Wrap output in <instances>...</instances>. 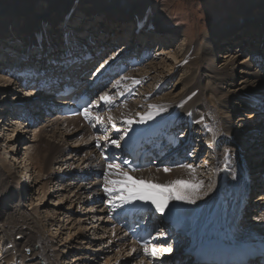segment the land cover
I'll list each match as a JSON object with an SVG mask.
<instances>
[{
  "label": "bare ground",
  "instance_id": "obj_1",
  "mask_svg": "<svg viewBox=\"0 0 264 264\" xmlns=\"http://www.w3.org/2000/svg\"><path fill=\"white\" fill-rule=\"evenodd\" d=\"M67 1L69 2V0ZM67 1L62 0L56 5L55 2H51L49 7L48 6L43 7V4L39 6L36 2L31 3L30 4L31 7H29V9H27L26 11L27 16L25 15V20L22 17V15L24 16V14H22L21 9H18L17 13L4 12L7 13V15H1L3 13L0 12L1 15L0 39H5V41H7L13 47H15L14 44H16L15 43L16 38L18 37L22 38L23 35L30 34V35H37L36 36L37 39L42 40L40 45L44 44L45 46L47 44L45 42L48 41L51 42L50 44L51 47H55V46L57 47L59 43H62L61 40H64L65 35L64 36L62 34L60 35L59 33L61 31L57 30V27H55L56 26L55 25L53 26L54 32H51L47 37L46 32L42 28V20H44V16L47 15V11H49L50 8H54V10H57L60 7L62 8L64 7V5L67 4ZM29 13H33V15L29 16L28 15ZM95 13L103 14L102 11ZM13 15H15L14 16L15 19L11 17ZM104 15H105V20L110 21L113 25H116L115 27H119L120 26L119 24L124 22H129V20H131V18H129L127 15L122 13L114 12V14L106 13ZM233 15L234 14H232V16ZM28 16L29 18H27ZM45 18L47 22L52 21L53 23V21L55 22L57 20L58 21L60 20L63 23L64 21H66V19L70 20L71 16L66 18L65 15L60 19V16L58 17L52 15L51 18L49 17H45ZM1 19L2 20L5 19V20L1 21ZM132 21H133V25L136 27L135 28L136 30L134 29L136 34L141 35V33L145 32L144 30H149L151 27L153 28L156 27L157 28V29L155 28L156 31H158L160 28L159 26L154 25L152 22L144 18L143 19L134 18L132 19ZM227 22H229V20ZM12 23L13 25H11ZM237 27L235 26V28ZM7 28H9L10 31L13 32L9 33V31H7ZM233 28L234 26L231 27L230 31H225V29L227 28H225L224 30L222 29L219 30L214 29L213 31L211 30L207 37L208 42L205 45H202V47H199L198 49L197 47L193 49L191 48V42H190V44H188L187 47L184 50H182V52L178 56V58L181 57V59L175 61V63L170 66L172 67L173 70L177 72L178 71L183 72V75H181V77L183 76L181 81L173 79L174 80L173 86L178 87L179 85L184 84L183 89L181 88V90L177 94H175V96L173 94H168L167 92L165 94L160 95V92L164 91L167 88L166 86L168 84L166 83L167 82L169 83V80H171L170 79L171 76L170 77L168 76L167 78H164V76H160V79H156V77H150L151 74L159 75L160 73H163V70H160V67L158 66L162 65L163 67L165 66L167 67V62L170 61V58L166 59V57L165 58H161V57L164 56L165 54L171 55L172 49L170 48L168 49L169 50L168 53L167 52L164 53L165 51L163 52V50L165 48H162L161 46L159 47L156 46L157 49L154 50L155 54H151L150 52H144V53L142 52L141 56L143 57L145 56L148 61L145 64L146 66L143 67H145L146 70L151 73L146 72L142 75L137 73H130V75L125 77L123 80L131 79L130 83H127L126 85L131 89V91H135L134 88L138 87L139 86L138 84L142 83V85L145 86L143 89L144 90L143 96L145 101L144 104L138 106L135 102H132L131 104L124 105V107L121 106L122 107L121 109L119 106L115 108V110L110 112L112 113V115H117V117L121 120L120 124H123L124 127L127 126V124L125 123L126 119L128 120L133 119L136 124L135 126H133L132 131H129L128 134L126 135V138L128 140L126 138L124 140L123 139L120 140L121 146H125L126 148L133 147V144L137 139L145 138V136L149 137V135L154 132L162 134V136H166L168 134V129L174 128L176 129L177 135H179V132H182L181 137H183L184 140L189 141L193 146H195L194 149L193 147L191 148V151L188 154L190 157L187 159V161H190V159L196 161L197 157L200 156L199 153L200 151H202V147L206 145L207 146L211 145L214 142L215 144L214 155L217 159L216 162L221 164L222 168L224 169L223 172L218 173L217 179L219 180V182L216 181L215 175L213 177H210L206 175V173L204 172L202 173L201 171H196V170L193 173L190 172L189 169L185 167H179L175 170L170 171V173L163 171V169L159 171L162 174L161 177L164 174L170 177V184H172L174 180H177V178L181 179L186 175L191 178H195V180L199 179L200 177H203L198 180V181H203V187L200 190L203 191L201 192V194L203 195L199 194L200 196L203 197V199L197 200L196 204H186L177 201H170L168 204L169 206H171L170 211H173V213L172 212L171 213L175 215V222H178L179 220L182 221L184 219L183 217H185L187 223L191 222L190 224H195V227L194 226L191 227V225H187L185 223L181 224L182 232L180 233V235L188 234L190 237L199 235L200 232H195V231L198 230L200 227L205 226L209 216L212 215L211 219L214 218V215L217 213L216 210L211 211V208H216V207L217 208L221 207L224 209L222 226L230 228L233 236L239 237L240 240H243L246 237H248L247 236L248 233L240 234L241 232H239L240 230L242 231V229H240V227L242 226L240 222L242 220L243 214H246V217L244 216L245 219L246 218L249 219L247 221L249 223L245 224L247 229H244V231L246 230L247 232V230H250L252 226L253 227L264 226V224H261L263 222L258 219L259 217H264V188L260 187V189H258L257 186L258 182H256L257 180L260 179V175L263 173L262 171L264 170V159H263L264 158L263 157L264 118L262 117L264 116L263 113L264 112V16L257 17L254 15L253 19L245 22L244 27L240 28L239 26L238 30L235 31ZM18 32H21L22 34H20L19 36ZM167 32L175 38L177 37L176 34L179 33L176 30H171ZM47 33H49L48 30ZM52 33L59 35V38L56 39L54 36L55 34L51 37ZM106 33L108 35V38L113 34V32L110 31H106ZM14 37L15 39L12 40V38ZM56 40L58 43L57 45L55 43ZM108 41L109 40L101 39L98 42L100 43L101 46L105 48V45L108 43ZM29 42L32 43V41H28V43L26 42L24 43L25 47H20L16 45L17 47H19L16 49V51H18V53L20 52L24 54L25 52H29V48L33 46ZM131 43L132 45L128 49L123 50L124 53L118 51L113 55L122 54L127 57L134 55V53H137L136 50L137 45L133 42V40H131ZM38 46L39 45H35V47ZM109 47L111 48V46ZM223 48H227V50H225L223 53H220L219 51L223 50ZM161 49L163 50L161 51ZM51 52L53 53V51ZM244 55L245 57H243ZM3 58L5 57L3 56ZM159 59H161V62H159L158 65V63L155 62ZM221 59H223V62H221ZM8 63L9 64L0 63V69H1L0 94L1 92H7V94H5L6 96L4 97L1 96L2 98L0 97L1 100L0 104L4 103L5 105H7V108L10 109V107L16 108V106L20 104H27L26 100L28 96L32 95V93L34 92L30 91L28 96L26 95V93L24 94L22 93L19 95V97L16 98L15 97L13 98V96L8 95L11 93L17 94L19 93L18 91L20 90L18 89V86H16L18 84L15 82V79L18 76L17 73L15 72V69H17V66L20 63L15 65H11L10 62ZM35 63L37 62L33 61L32 65H34ZM197 67L199 69V72L196 71L195 73V70L193 68L196 69ZM11 70L14 71L12 73L13 76L9 75V72ZM210 74H213V76H211ZM147 78L148 79L152 78L154 81L156 79L155 88H151L148 85H145V79ZM137 80L139 81V83H136ZM206 80L209 83H212V85L206 83ZM14 85L15 87H13ZM152 94L156 97L150 99V96ZM22 95H24V97ZM20 96L23 98H20ZM38 97L40 99L42 96H38ZM59 102L60 105L64 104V102L62 101ZM32 103H34V101ZM150 105L157 106L159 111L155 112V114H153L151 119H147L145 123L140 124L138 121L141 116L147 117L150 111H154L149 107ZM262 107H263L262 109L263 111L261 110ZM161 110H165V111L163 112ZM158 114H162V115L159 116ZM7 115L13 117V115L10 114V112H7ZM240 117H245L247 118V120L249 119V121L246 122V120H242ZM235 118H237V124H243V126H240V128L233 127L232 120L234 122ZM254 119H259L257 120L259 123L256 124V122H254L256 120ZM12 122L14 121L12 120ZM48 122H49L48 124H45L46 125L45 128H49L48 131L46 129V130H40L38 131L39 133H36V130L35 131L33 130L34 132L33 135L37 140H40L41 143L43 141L44 143L48 142L46 143V145H47V149L50 148V152L48 153L47 158L43 156L44 154L38 157L39 171L42 172L43 170L44 171L47 170V167L50 168L52 171L48 174L49 176L53 173L57 174V176L53 175L55 176L56 179L55 183H54V179H52L49 184L51 185L49 187L50 190L49 193L46 192V186L43 189L44 192L41 191V193L44 194V196L48 193L47 195L48 197L42 196L41 198L40 194H37L36 197L33 199L32 202L36 203V205L39 206V214L35 215L32 213H27L28 210L24 209V207L21 206L20 204H16L15 199H13L10 202V200L12 199L10 197L11 195H7L6 193L9 191L7 190L9 186L6 185L7 183L6 177L8 175L7 173H9V171H12L13 169V168L12 169L9 168L10 166L23 163L22 166H20L19 168L20 169V172H18L19 176L16 175L18 177L15 180L16 185H19L18 192L20 191V197L21 195H24L21 193L24 191L23 190L24 187L28 189L30 187L31 188L34 187V185L37 184V182H33L34 177L33 175L30 174L31 172L30 171H29L30 173L28 172V166L30 165L28 159L26 158L28 147L25 148L26 151L24 153L25 157L22 158L21 160L22 162L14 160V163H12V165L7 163V165L4 166L5 168L4 170H8V172H6V176L5 174L4 176L0 174L2 176L0 177V206L3 200H7V203L10 202V204H5V206L3 207L5 212L4 213L0 212V228H2V233L5 231H16V230L20 231L21 229H26L29 231L27 232L28 234L27 238L24 237L26 234H23V237L20 240V242H18L15 245H12L13 247L12 246L10 247V251L14 250L12 248H15L16 250L15 253L19 254V256L16 254V256L18 257H20L21 254L23 253L22 261L26 262V264H60L61 262L59 261L60 259L57 260V257L59 258V255L55 256L53 254L54 252L51 253V251H54L52 250L53 247H51L52 245L51 239L53 237L58 238L55 233L57 229L58 228H59L58 230L62 229L65 222L71 219V221L65 226V228H63V230H66L68 232V234L66 233L67 235L64 240L65 243L67 238L71 235V231L73 230L74 232L75 229H77L78 232H74L73 235L76 236L78 234H83V232L85 234L89 233L91 232V230L93 231V233L91 234L93 236H95V234L99 230L101 233H99L98 235L99 238L97 239H95L94 237L93 239H90L89 235L87 237L83 236V238L81 239L84 240L85 242L80 241L78 243L79 244L78 247H77V243H74V241H72L75 240V238L72 239L70 237L69 239L71 240L72 243L67 244V245H71L68 251L74 252L73 254L76 253L83 254V252H85L86 254L85 258L89 262L83 260V258L82 259L80 258L81 261L78 263L79 259H75V257H72V259L71 258L69 260L66 259L67 260L66 264H82L84 262H87L86 264H96L97 259L99 257L103 256L104 254H107L106 252H108L109 250L113 251L112 246L107 244V246L103 247L104 242H100V240L102 239H103L102 241L108 239V237L105 238L108 229V227L106 226L107 225L106 223L107 216H105L106 210L103 206H100L97 203L90 204L92 198L91 195L97 197L99 194L97 189L95 188L96 182H93L91 184L86 183L87 185L85 184L86 187L84 188L81 186L84 184L80 185L79 184L80 182L78 181H76V183L71 182L75 180L74 178L73 180L67 179V181L60 180L59 175L60 176H62L63 174L72 175V172H70L69 170L73 168V163L71 164L70 162L75 161L74 160L75 156L72 157L70 155L71 153L72 154L74 153L73 149L75 148V146L69 145L70 147L67 148L64 147L65 144L62 142H65L67 139L72 140V136L67 132H65V130H63L64 133L62 131L64 135L62 133H59L62 135V136L60 135L59 143L55 142L56 137H58L57 136L58 131H60V126L62 125L63 121L61 120L59 121V119H55V120L49 119ZM73 122L76 124L75 120L69 121V123H73ZM17 123H18L17 128L11 131L13 132V134L17 133V135L14 134L12 136L14 137L13 138L14 140L12 139L13 141L18 140L17 136H19V139L21 140L23 138L25 139L23 134L27 135L28 132L26 130L29 129L27 125L24 124L23 122L18 121ZM10 125H11L10 127L12 128L15 125V123H11ZM19 128H21L22 131ZM118 131L119 129L117 128L116 130L114 131L112 130L111 132H118ZM121 131L123 130L121 129ZM46 132L48 133L51 132L50 133L51 135H49V137L52 140H47V138L44 137V134ZM107 140H109V138ZM23 146L25 145L22 144V147ZM8 147L10 146L8 145ZM38 148H40V146ZM242 150L243 153L241 152ZM10 151L13 152L14 149H11ZM61 151H64L63 155L66 156V158L63 159L62 157L63 155H62L60 157V160L57 161V163L56 162L53 163L52 165L51 162L52 155L55 154L56 152H61ZM242 156H244L245 161L242 160ZM75 159H77L76 161L81 160L80 158L79 159L75 158ZM246 165L251 170L249 171L244 170L245 169L244 167ZM155 169L156 168H150L147 171H143L141 173L146 174V176L148 177L150 176L153 177L158 172V171L157 172L154 171ZM1 170H3V168ZM4 170L2 172H4ZM128 174L134 177L135 175L140 173L136 172L134 174L131 173ZM234 176L235 178H233ZM50 177L52 178V176ZM152 177H150L151 179L149 180L148 178H146L145 181L147 182L154 181L155 177L154 178ZM261 177L263 178L264 174ZM249 179L251 183L254 184L250 189V193L252 195V196L250 195L251 197L250 202L249 199L246 200L245 194L243 193L244 187L248 188L251 184L250 182L248 183ZM20 181L23 182L20 183ZM160 181H162V185L159 184L158 186L163 188L165 184H167L166 183L167 181L165 178H163ZM207 181H209V184L206 183ZM5 185H6L5 187L6 191L2 192L1 188H3ZM209 185L213 186L212 191L209 193V195L204 196V193L208 191ZM105 186H106V182L104 183L103 187ZM147 186H148L147 184H141L137 188L141 190H147ZM50 188L53 189L52 191L54 196L51 195ZM173 189L174 190L169 192L164 190L162 196L157 192L154 191L151 192L152 193L154 192L153 194L159 195L160 196L159 198L163 199L164 197H167L170 192L177 191V188H173ZM254 189L258 193L259 191H263V193L260 192L259 195L253 197ZM82 194L84 195L82 196ZM89 194L90 196H88ZM49 197L50 198L54 197V200H56V202L54 201L55 204H52L53 200H50V203L48 202ZM207 197L211 198L212 202L207 203V206L203 207V205L201 204L202 202L204 203V201L207 200ZM37 201L39 202L38 204ZM63 201L70 202L71 205H74V203H76V205H80L81 213L78 212V210L77 211L74 210L77 216H74V214L71 215L69 210H72L71 209L72 206L70 207L68 206V208L63 207L66 209H63V211L58 213L60 208H62L61 205H63L62 203ZM135 203H143L149 205V203H144L141 201H134L130 203V205H135ZM48 206H51L52 209L45 210V208H47ZM244 206H246L245 211H244ZM198 207H203V209L197 212L196 209ZM64 210H67V212H65ZM82 211L84 212L82 213ZM195 212L198 214H196ZM66 213H69L70 215ZM88 213H90L91 215H89ZM86 215L92 217L89 219V217L87 218ZM79 216L81 217L85 216L86 218H81ZM75 217L76 218L78 217L76 221L75 219H73ZM23 218H26V221H24ZM42 219L50 223L48 226L49 230L46 231L47 236L44 235L45 233L43 234L39 230L43 227ZM257 219L260 224H258ZM97 221L99 223L98 226L96 224ZM69 225H72L73 227L66 229V227H69ZM33 227H37L35 232L32 230ZM186 227L187 229L189 228V230H186ZM52 231L55 232L53 233ZM190 231H192L193 233ZM35 233H37V236ZM16 234H20V233H16ZM35 237L39 239L37 241L30 240ZM10 240L11 238L8 236L3 238V240L0 242L1 245L0 251L3 249L6 242L7 241L9 242ZM176 240L177 243H180L179 238H177ZM62 241L63 238L61 242ZM61 242L59 241V243ZM81 243H85V244H81ZM64 246L65 244H63V247ZM93 246H94L93 250L95 254L91 255V253H89L88 251H90L91 249L89 247H93ZM189 246L190 244H187L184 245L183 247H189ZM121 250H124L123 247L119 248L118 253H116L114 257L111 259L112 263L108 262V264H116L117 261H121L120 264H123V262L125 261H133V259L129 258V255L127 253L121 254ZM26 251H30V253L27 255ZM174 251H176V249H174ZM47 257H49L50 260ZM14 258L15 255H10L9 258L6 257L5 263L13 264L15 261ZM1 260L4 259L0 258V261ZM104 264H106V262H104Z\"/></svg>",
  "mask_w": 264,
  "mask_h": 264
},
{
  "label": "rangeland",
  "instance_id": "obj_2",
  "mask_svg": "<svg viewBox=\"0 0 264 264\" xmlns=\"http://www.w3.org/2000/svg\"><path fill=\"white\" fill-rule=\"evenodd\" d=\"M61 1L62 0H40V1L39 0H0V12L3 13L1 15H7L8 12H10V13L16 12L17 13L18 9H21L22 14H24V16L22 15V17L25 20V15L27 14L26 11H27V9H29V7H31V5H30L31 3L36 2L39 6L43 4V7L44 6L49 7L51 2H55V5H56ZM28 5H30V6H28ZM15 10H17V11H15ZM53 10H54V8H50V10L47 11V15L44 16V20H42V28L46 32L47 37L49 36V34L51 32H54L53 26L56 25L55 27H57V30L61 31L59 34L60 35L62 34L63 36L65 35V37L69 34L71 36V33H72L74 35V38H76V39L78 38V40L84 41V40H86V38L88 37L89 34H92V35L94 34V36L97 38L98 41L101 39L109 40L106 45L111 46V50L114 51L111 53L112 55L115 54L116 52H118L117 50L124 53L123 50L128 49L132 45L131 40H133V42L137 45V47L139 46L141 48L144 46H147V48H151L153 50H156L157 49L156 46L157 47L161 46L162 48H165L164 50L161 49V51L162 50H163V52L165 51L164 53H166V52L168 53V51H169L168 49L171 48L172 49V54H171L172 56L165 54L164 56L161 57V58L166 57V59L170 58V61L167 62V67L166 66L163 67L162 65L158 66V67H160V70H163V73H160L159 75L158 74H151L150 77H156V79H160V76H164V78L171 76V78H170L171 80H169V83L168 82L166 83V84H168L166 86L167 88L164 91H161L160 95L165 94L167 92L168 94H173L175 96V94H177L181 90V88L183 89L184 84H181L177 87V86H173L174 85L173 82H174V80L181 81V79L183 78V76L181 77V75H183V72H180V71L177 72V71L173 70L172 67H170V66L173 65L175 63V61L181 59V57L178 58V56L182 52V50H184L187 47V45L190 44V42H191V48H193V49H195V47H197V49H198L199 47H202V45H205L208 42L207 37H208V34L210 33L211 30L212 31L214 29L215 30L216 29L224 30L225 28H227V29H225V31H230L231 27L234 26L233 29L235 31V30H238L239 26H240V28L244 27L245 22L253 19L254 15L257 17L264 16V0H69V2L67 1V4L64 5V7H62V8L60 7L59 9L54 10V12H53ZM100 11H102L103 14L95 13V12H100ZM4 12H7V13H4ZM114 12L125 14L129 18H131V20H129V22H124L125 24L124 23L119 24L120 25L119 27H115L116 25H113L110 21L105 20V15H104L106 13L114 14ZM232 14H234V15L232 16ZM28 15L29 16L33 15V13H29ZM52 15H55L58 17L60 16V19L62 17H64L65 15H66V18L71 16V19L70 18H69L70 20L66 19V21H64L63 23L60 20L59 21L57 20L58 22L55 21L57 23H55L54 21H53V23H52V21L47 22L45 17L51 18ZM14 16L15 15H13L11 17L13 19H15ZM29 16L27 18H29ZM134 18H141V19L144 18V19L152 22L154 25L159 26L160 28L158 31H156L157 28L155 29V28L151 27L149 30H144L145 32L141 33V35L136 34L135 33L136 27L133 25V21H132V19H134ZM4 20L1 19V21H4ZM228 20H229V22H227ZM11 25H13V23ZM121 25H122V27H121ZM235 26L236 27L238 26V27L235 28ZM63 27L64 28L67 27V30H64ZM47 30L49 31V33H47ZM151 30H154L155 32L153 31L154 33L150 34ZM171 30H176L177 32H179L176 34L177 35L176 38L167 32V31H171ZM7 31H9V33L13 32V31H10L9 28H7ZM106 31L113 32L112 36H110L108 38ZM65 32H67V33H65ZM230 33H232V32H230ZM20 34H22V33L18 32L19 36H20ZM54 34L55 33H52L51 37ZM36 36L37 35H30L29 34V35H23L22 38H20V37H18L16 39H15V37L12 38V40H14V39L16 40V42H15L16 44L12 43L15 45V47H13L10 43L5 41V39H0V63L9 64L8 62H10L11 65L18 64L19 61H17V62L13 61L12 62L10 60L14 54V52H12V51H16V49L19 48L17 46L25 47L24 43L25 42L28 43V41H32V43L29 42L31 45H33L30 47L31 49L34 48L35 45H40L42 40L37 39ZM54 36L56 39L59 38V35L55 34ZM173 38H174V40H173ZM61 41H63V40H61ZM176 41H178V42H176ZM56 42H57V40H56ZM45 43L50 44V42H48V41H46ZM36 49H38V47ZM225 50H227V48H223V50H221L219 52L223 53ZM130 54H129V56H130ZM135 54H138V53H134V55ZM3 56L5 58H3ZM30 56L33 57V55H30ZM123 56H125V55H123ZM243 57H245V55ZM14 58H15V56H14ZM159 62H161V59L157 60L155 63H158V65H159ZM221 62H223V59H221ZM12 63H14V64H12ZM168 63H169V66H168ZM193 69L195 70V73H196V71L199 72L198 67L196 68L197 70L195 68H193ZM146 72L151 73V72L147 71L146 68H144V69L142 68V69L138 70L136 73L142 75ZM210 75L213 76V74H210ZM156 79H155V81H156ZM161 79H163V78H161ZM130 80L128 83H130ZM155 81L152 78H150V79L147 78V79H145V85H148L151 88H155L156 87ZM206 83H208L209 85H212V83H209L207 80H206ZM126 85H124V87L120 90L122 93H130L131 92V89ZM138 85H139L138 87L134 88L135 91L132 92V95L134 92L138 93V97L134 100H133V98L131 100H128L127 102H125V104L123 103V105H121L122 107H124V105H126V104L127 105L131 104L132 102H135L138 106H141L144 104L145 101H144V96H143V94H144L143 89L145 86H143L142 83L138 84ZM16 86H18V85H16ZM13 87H15V85ZM209 87H211V86H209ZM18 92L19 93H17V94L11 93L8 95H11V96H13V98L14 97L16 98V97H19L20 94H22L21 90H19ZM31 92H34V91H31ZM5 94H7V92H1L0 97L6 96ZM132 95H131V97H132ZM22 96L24 97V95H22ZM23 97L20 96V98H23ZM155 97L156 96H154L152 94L150 96V99H153ZM121 106H120V109L122 108ZM6 108H7V105H5L4 103L0 104V165H1L0 166V171H1L0 174H2L3 176L5 174V176H6V172H8V170H4L5 169L4 166H6L7 163L12 165V163H14V160L22 162L21 161L22 158L25 157V154H24L26 152L25 148L28 147V152L26 155V158L28 159V161L30 163V165L28 166V172L29 171L31 172V173L30 172L29 173L31 175H33V177L35 179V180L33 179V182H37V184L34 185V187H32V188L30 187L28 189H26L24 187V189H23L24 191L21 192L24 195H21V197H20V191L18 192L19 185H16L15 180L19 176L18 175V172H20L19 168H20V166H22L23 163L18 164V165L15 164L14 166L9 167V168H11V169L13 168V169H12V171H9V173H7L8 175L6 177V179H7L6 185L9 186L7 189L9 191L6 193H7V195H11L10 197L12 199L10 200V202L13 199H15L16 204H20L21 206L24 207V209L28 210L27 213H32V214L36 215V214H39V206H37L36 203L32 202L33 199L36 197L37 194H40L41 198H42V196L46 197L50 191L49 187L51 185H49V184H50L51 180L54 179V183H55V180H56L55 176H57V174L53 173L50 175V176H52V178H51L48 174L52 170L48 167H47V170H45V171L44 170L42 172L39 171L38 157L40 155L44 154L43 156H45L47 158V155L50 152V148L47 149L46 143H48V142L44 143V141H43L41 143L40 140H37L33 135V133H34L33 130L34 131L36 130V133H39L38 131H40V130H46L47 129V131H48L49 128H45V126H46L45 124L49 123L48 122L49 119L46 120L44 124L36 126L34 129H32V128L30 130L25 129L28 132L27 135L23 134L25 139L23 138L21 140V139H19V136H17L18 140L15 139L16 141H13L14 137H12V136L15 133L13 134V132H11V131L13 129L17 128V126H18L17 122L20 120L16 119V121H15L14 118H11V116L7 115L8 108L7 109ZM5 110H6V112H5ZM161 111L164 112L165 110H161ZM247 112H248V110H247ZM249 112H251V111H249ZM105 115H106L105 119H107L108 116H111V118L114 119V121H115L114 125H116V127H115L116 129L118 128L120 131H121V129L124 131L125 127L123 126V124H120L121 120L117 117V115H112V113H106ZM158 115L161 116L162 114H158ZM240 118L242 120H246V122L249 121V119L247 120V118H245V117H240ZM259 119H254V120H256L254 122H256V124H258L259 122L257 120H259ZM12 120L14 122H12ZM50 120H55V119H50ZM127 120L128 119H126V121ZM11 123H15V125L12 128L10 127ZM135 125L136 124L134 122L129 131H132V128ZM232 126L235 128L236 127L240 128V126H243V124H237V118H235L234 122L232 120ZM21 127H23V126H21ZM115 128H111L110 132L112 130L113 131L116 130ZM19 129L21 130V128H19ZM50 133L46 132L44 134V137H46L47 140H52L49 137V135H51ZM59 133H62L61 127H60V131H58V134H57V136L59 138L56 137V141H55L56 143H59V140H60L61 134H59ZM63 133H64V131H63ZM181 133L182 132H179V135ZM15 135H17V133ZM121 137H123V140H124L126 138L125 133ZM46 138H45V141H46ZM107 139H108V136H107ZM69 141H72V140L67 139L65 142H62L66 145L65 146L63 144L64 147H66V148L70 147ZM108 141H111V140H108ZM11 144H12V146H11ZM22 144L25 146L22 147ZM8 145L10 147H8ZM120 145H121V142H120ZM39 146H40V148H38ZM208 146H210V145H208ZM194 147L195 146H193V149H194ZM204 147H202V151L204 150ZM231 148H233V147H231ZM11 149H14V151L11 152L10 151ZM202 151H200L199 155L201 154ZM241 152L243 153V150ZM63 154H64V151L56 152L55 154H53L52 158H51L52 165L55 162L57 163V161L60 160V157ZM213 154H214V152H213ZM204 155H205L204 158H206V160L204 159L203 163H202V160L197 161V163L193 167L195 168L196 171H201L202 173L204 172V173H206V175L213 177L212 175H209V173L207 172V171L211 172L212 168H213V167L211 168L212 165H210V166L208 165L209 164L208 159L210 158V155H209V150L207 148H205ZM62 157H63V159L66 158V156H64V155ZM263 157H264V155H263ZM263 157H261V158H263ZM13 158H15V159H13ZM75 158H74L75 161H71L70 163L71 164L73 163V168H79L80 167L79 161H76L77 159H75ZM205 163H206V165H205ZM211 163L217 164L219 166V169H220L219 172L224 171L221 164L217 163L214 160H212ZM2 168H3L4 172H2L3 171V170H1ZM173 170H175V169H173ZM244 170H246V169H244ZM154 171L159 172V170H154ZM163 171H164V169H163ZM170 171H172V170H168V173H170ZM158 172L156 173L157 176L156 175H154L153 177L150 176L152 178L155 177L154 181H148V182L145 181L146 178H148V180L151 178L146 176V174H142L141 172H138L140 174H137L134 177H132V176L131 177L134 180H142L143 179L145 182L144 184L148 185L147 191H154V192L159 193L162 196V193L164 190L169 192V191L174 190L173 189L174 187H169L167 189H165V187H163V188H161V187L148 188L149 185H159V184L162 185V181H160V180H162L163 178H165L167 181L166 182L167 184H165V185H171L170 184V177L166 174H164L161 177L162 174L160 172L159 173ZM75 173L76 172H72V174H73L72 176H74ZM16 175H18V176H16ZM53 175H55V176H53ZM0 177H2V176L0 175ZM48 177H50V178H48ZM159 177H161V178H159ZM201 178H203V177H200L199 179H201ZM199 179L195 180V178H191L187 175L185 177H182L181 179L177 178V180H182V181H198ZM177 180H174V181H177ZM22 182L23 181H20V183H22ZM91 183H93V181ZM91 183H87V184H91ZM149 183H151V184H149ZM206 183L209 184V181H207ZM79 184L81 185L84 183H79ZM6 185L3 188H1L2 192L6 191L5 190ZM45 186H46V192H48V193L44 196V194H42L41 191L44 192L43 189L45 188ZM81 186L84 188L86 187L85 184L81 185ZM138 186L139 185H133V187H138ZM50 189H51V195L54 196L53 191H52L53 189L52 188H50ZM258 189H260V187H258ZM201 192H203V191H200L199 194L203 195V194H201ZM260 192L262 193L263 191H259V193L257 191L254 192L253 197L256 195H259ZM90 194L88 196H90ZM83 195L84 194H82V196ZM50 200H53L52 204H55L56 200H54V197L48 198L49 203H50ZM71 201H73V200H71ZM208 201H210V202H208ZM10 202L7 203V200H3V202H1L0 212L4 213L5 210L3 209V207L5 206V204H10ZM211 202H212V199L207 197V200L204 201V203L202 202L201 205H203V207H204V206H207V203H211ZM38 203L39 202L37 201V204ZM62 203H63V205H61L62 208H60L58 213L63 211V209L68 208V206L69 207L72 206L71 207L72 210H69L71 215L74 214V216H77L75 214V211H77V210H78V212L81 213V211H80L81 206L80 205H76V203H74V205H75L74 206V205H71L70 202H64V201ZM94 206H96V205H94ZM63 207H66V208H63ZM48 209H52V207L48 206L47 208H45V210H48ZM200 210H201V208H199V207L196 209L197 212H199ZM41 211H43V210H41ZM64 211L67 212V210H64ZM83 212L84 211H82V213ZM66 214H69V213H66ZM88 214L91 215L90 213H88ZM196 214H198V213H196ZM43 215H45V214H43ZM89 215H86V217L87 218L89 217V219H90L92 216H89ZM79 217H81V216H79ZM86 217L83 216L81 218H86ZM245 217H246V215H245ZM77 218L75 217L73 219H75V221H76ZM23 219H24V221H26V218H23ZM42 220H43V222H42L43 227L39 230L43 234L45 233L44 235L47 236L46 231L49 230L48 226L50 223L46 222L44 219H42ZM174 220H175V215H174ZM70 221H71V219H69V221L65 222L63 228H65V226ZM247 223H249V222H247ZM247 223H245V224H247ZM2 224H3V222H2ZM96 224H97V226L99 225L98 221ZM37 227H33L32 230L35 232ZM71 227H73V226L69 225V227H66V229L71 228ZM63 228L60 230H58L59 229L58 228L56 232L54 231L58 238L53 237L51 239L52 240L51 247H53L52 250H54V251H51V253L54 252L53 254L55 256L59 255V258L57 257V260L60 259L59 260V261H61L60 264H66V261L69 260L70 258L72 259V257H75V259H79L78 263L81 261L80 258L81 259L83 258V260L88 261L85 258L86 257L85 252H83V254H77V253L73 254L74 252L68 251L70 249L71 245H67V244L72 243L69 238L70 237L72 239L75 238V240H72V241H74V243H77V247H78V245H79L78 243L80 241L85 242L84 240L81 239V238H83V236L87 237L89 235L90 239H93V237L95 239L99 238L98 235H99V233H101L100 230L95 234V236L91 235L93 233L92 230H91V232H89L90 234L89 233L85 234L83 232V234H78L77 236L73 235L74 232H78L77 229H75L74 232L72 230L71 235L67 238L66 243H65L64 240H65V237L68 234V232L66 230H63ZM98 229H99V227H98ZM190 229H192V228H190ZM240 229H242V227H240ZM251 229H252V227H251ZM251 229L247 230V232L251 231ZM186 230H189V228L187 229V227H186ZM27 232H29V231L26 229H21L20 231H18V230H16V231H5L2 233V228H0V242L3 240L4 237L8 236L11 238V240L9 242L7 241L6 244L4 245L3 249L0 251V258L4 259V260L0 261V264H6L5 259H6V257L9 258L10 255H15V258H14L15 261L13 264H26V262L22 261L23 253L21 254L20 257H18L19 254L15 253V251H16L15 248H12L14 250L10 251V247L12 245H15L18 242H20V240L23 237V234H26L24 237L27 238V236H28ZM16 233H20V234H16ZM35 234L37 236V233H35ZM62 238H63V241H62L63 243L61 242ZM38 239L39 238L35 237L33 239H30V240H36L37 241ZM102 240H100V242H104L103 247L107 246L108 242H105V241H107L108 239L104 240V241H102ZM14 241H16V242H14ZM59 241L61 243H59ZM63 244H65L64 247H63ZM81 244H85V243H81ZM183 246H184V244H183ZM0 247H1V245H0ZM89 248H91V249L88 252L91 253V255L95 254V252L93 250L94 246L89 247ZM118 251H119V249L117 250L116 253H118ZM124 252H125V250H121V254H126ZM26 253L28 255L30 253V251H26ZM106 253L107 254H104L103 257L101 256L97 259L96 264H104V262H106V264H108V262L112 263L111 259L114 257V255L116 253H114V251H110V250ZM16 254L18 256H16ZM47 258L50 260L49 257H47ZM86 263L87 262H84L82 264H86ZM131 263H133V261L123 262V264H131Z\"/></svg>",
  "mask_w": 264,
  "mask_h": 264
},
{
  "label": "snow or ice",
  "instance_id": "obj_3",
  "mask_svg": "<svg viewBox=\"0 0 264 264\" xmlns=\"http://www.w3.org/2000/svg\"><path fill=\"white\" fill-rule=\"evenodd\" d=\"M115 57H109V59L104 60V62L99 66V68L96 69V71H100V69H103L105 65L109 63V60L114 59ZM95 75V73H93ZM136 83H139V81H136ZM120 85V81H116V84L114 87H118ZM121 93H118V95ZM99 101L102 102L104 105H108L109 107L112 105L113 101L110 98L109 94L105 92L99 97ZM91 104V102H90ZM95 107H99V105H95ZM154 111H150L147 115V117L141 116L139 119V123L143 124L146 122L147 119H151L153 114L155 112H158L159 109L157 106L150 105L149 106ZM80 115H83L84 119L86 121H91L92 119H95L97 123L101 122L100 116L92 117L89 112V106H85L83 109V112L79 113ZM127 124V127L124 129L125 135L128 134L132 124L134 123L133 120H127L125 121ZM95 127V125H93ZM210 131V129H209ZM107 139V137H105ZM120 139H123V137H120ZM111 144L115 147H120V142L117 139H112ZM100 145L97 144V147ZM103 155V154H102ZM227 155V154H226ZM113 160V162H109L107 164V168L104 171V179L106 182V186L103 188V191L105 195L109 198V203L112 206L113 210H115L118 207H122L124 205H128L134 201H141L144 203L151 204L156 213L160 215L165 214V209L168 207V204L170 201H177V202H183L186 204H196L197 200L203 199L202 196L199 195V192L201 188L203 187V181H182L177 180L172 182L171 185H165V188L174 187L177 188V191L170 192L167 197H164L163 199H160L157 197V195L153 194L151 191L147 190H141L137 187H133V185H141L145 182L142 180H133V178L128 174L127 171L123 170L121 166L114 162L115 158H110ZM124 164H127L128 161L124 160ZM180 167L188 168L190 172H195V168L192 164H181ZM169 169L165 168L164 171L168 172ZM115 177V178H112ZM235 178V176L233 177ZM159 187L158 185H149V188H155ZM212 185H209L208 191L204 193V196L209 195V193L212 191ZM116 201H119V203H116ZM261 221H264V217L258 218ZM166 234V230L160 232V236H164ZM155 239V238H154ZM166 246L161 245H151L149 241H144V243L141 245L143 249V255L145 257H150L149 264H152L154 260H158L161 256L166 254H172L174 251L173 245L164 242ZM161 264H163V261H161ZM248 264H264V255L261 257L255 258L254 260L250 259L248 261Z\"/></svg>",
  "mask_w": 264,
  "mask_h": 264
}]
</instances>
